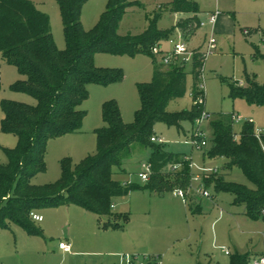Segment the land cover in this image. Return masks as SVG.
<instances>
[{"label": "rangeland", "instance_id": "obj_1", "mask_svg": "<svg viewBox=\"0 0 264 264\" xmlns=\"http://www.w3.org/2000/svg\"><path fill=\"white\" fill-rule=\"evenodd\" d=\"M37 9L50 19L51 31L59 50L66 47L61 14L56 0H31ZM109 0H89L83 8L81 22L86 31H90L99 22L105 12ZM173 0H128L132 5L128 8L120 23V34L141 35L150 23L160 16L158 28L162 31L171 29L172 37L179 35L185 39L192 50L207 51L210 28H200L194 35L183 33L177 26L194 17L193 14L179 15L170 13L167 6ZM196 3L202 12L201 20L206 21L207 15L218 12L214 27V38L217 49L204 59L202 72L205 93L194 97L192 86L196 73L189 66L187 93L185 97L172 102L169 112H181L192 108L193 104L203 106L210 115L201 129L211 139L210 122L213 115H234V132L238 136L245 123H252L254 128L264 134V107L250 105L244 98H232L230 84L240 86L243 82L248 87V77L264 85V61L255 57L256 50L264 53L260 31H264V0H189ZM140 4V6L135 5ZM99 68L120 69L124 73L121 83L107 87L90 85L89 98L81 110L87 113L79 133L56 137L49 141L46 154L47 171L38 175L33 183L37 185L54 184L62 175L61 162L69 158L74 164L81 163L86 157L97 151L95 130L105 126L102 118V105L114 100L117 102L123 121L130 124L141 107L138 85L150 84L156 69L166 70L168 66L154 60L150 55L138 54L131 56H112L97 54L94 58ZM0 70L2 89L0 104L10 100L28 105H35L33 98L15 93L11 85L21 79L18 70L1 60ZM4 115L0 108V162L6 163L3 149H14L17 139L13 135L1 131ZM196 123H183L179 130L175 126L157 124L153 129V138L161 140L167 152L188 158L192 164L190 183L185 188L187 208L183 200L172 191L158 194L142 182L139 174L148 165L151 151L142 144L134 143L121 156L122 166L115 168L114 180L124 186H134L130 194L117 198L113 205L117 206L114 215L100 218L98 227L84 228L80 220L72 217V209L66 207L51 208L40 213L44 221L35 223L43 236L28 235L19 227L0 230V264H125L127 255L139 260H159L161 264H230L235 254H249L252 261L264 255V221H253L244 214L243 207L232 205L234 196L229 192H216L211 183L205 184V190L211 198L204 199L195 193L192 175L200 174L202 169L214 171L220 175L228 165L226 159H210L204 156V150L192 148L185 142L191 139ZM175 162L174 164H177ZM175 173L163 172L167 178ZM228 182L254 188L247 177L238 169H233L226 177ZM193 186L198 185L193 182ZM201 204V213L193 215L189 210L190 200ZM117 212V213H115ZM127 214V221L120 215ZM119 222L120 229L104 230L101 223ZM72 225V237L76 248L74 256L64 255L59 250V243L66 241L69 225ZM84 228V229H82ZM225 250L229 255L225 254ZM72 253V252H71Z\"/></svg>", "mask_w": 264, "mask_h": 264}, {"label": "trees", "instance_id": "obj_2", "mask_svg": "<svg viewBox=\"0 0 264 264\" xmlns=\"http://www.w3.org/2000/svg\"><path fill=\"white\" fill-rule=\"evenodd\" d=\"M89 0H56L63 24L66 47L59 50L51 31L49 17L39 11L31 0H0V57L18 70L21 79L10 90L33 98L35 105L3 100L4 115L1 131L17 139L14 149H3L7 162H0V230L19 227L28 235L43 236L32 214L51 208L75 206L99 219L114 215V200L123 198L135 189L113 179L115 168H120L123 152L134 143L150 149L151 176L148 188L158 194L175 191L180 184L190 183L189 163L178 155L167 152L161 144L151 141L153 129L163 123L179 130L183 123L192 127L205 112L203 106L193 104L189 110L169 112V105L187 93L189 73L185 67L171 65L166 70L156 69L150 84L138 85L141 107L134 121L126 124L116 101L102 105L105 126L95 130L97 151L81 163L69 158L61 162L62 175L54 184L37 185L34 179L46 173L47 146L51 139L79 133L87 113L81 110L89 98V86L107 87L121 83L124 73L120 69L99 68L97 54L112 56L150 55L160 42L172 37L170 30L158 28L160 16L150 23L141 35L120 34V23L128 8V0H109L99 22L90 31L82 25L84 5ZM140 6V4H135ZM167 9L173 14H193L188 22L177 26L183 33L194 35L199 30L200 13L196 3L173 0ZM264 44V31H260ZM255 57L264 61V53L256 50ZM204 61L196 58L192 73H196L192 86L193 96L202 97L198 73ZM246 88L230 84L231 97L244 98L250 105L264 107V85L248 77ZM2 89L0 70V91ZM210 122L211 139L204 150L210 159H226L228 165L220 175L211 174L204 180L216 192H229L234 196L232 205L243 207L244 214L253 221H264V134L256 136L253 124L245 123L240 135L234 132V115L217 114ZM178 162L182 170L167 178L165 168ZM233 169L240 170L253 185L228 182ZM193 215L201 213V204L194 199L188 205ZM127 214L120 218L127 221ZM119 222L101 223V228L120 229ZM230 264H250L249 254H235Z\"/></svg>", "mask_w": 264, "mask_h": 264}, {"label": "built area", "instance_id": "obj_3", "mask_svg": "<svg viewBox=\"0 0 264 264\" xmlns=\"http://www.w3.org/2000/svg\"><path fill=\"white\" fill-rule=\"evenodd\" d=\"M218 12L208 15L206 21H200L199 22V29L200 28H207L210 27L211 33L207 41V51L206 53H202L197 50L190 49L188 42L182 38L181 35L175 38H170L169 40L160 42L152 49V54L156 59H159V62H161L163 65L171 66L176 65L179 67H193L194 61L196 58H200L204 61L206 60V57L213 54L214 51L217 49V42L214 38V27L217 21ZM164 45H167L169 48L165 49ZM264 50V46H263ZM203 68L200 70L202 72ZM199 90L204 92L205 91V81L203 76L200 77L199 81ZM205 93V92H204ZM201 103H204V101L201 99ZM210 115L206 112L202 115L200 119L196 121V129L192 133L191 139L186 141V144H189L192 146V148H196L198 150H205L209 145V139L207 135L203 132L201 129L202 124L208 120ZM256 136L260 137L262 133L258 130H256ZM151 141L153 143H161V140L157 138H152ZM185 162L189 163L190 169H192V164L190 163L189 159L186 157L184 158ZM182 167V164H170L168 165L166 169H168V172L175 173L179 168ZM143 168L145 169L144 172L140 173L138 176L142 182L147 183L151 176V167L150 165H144ZM165 170L163 172H165ZM211 169L204 168L202 169L200 174L192 175V185L191 187L195 191L196 194L201 196L204 199L211 198V194L208 190H205V182L204 180L208 175H211L213 173ZM193 182L196 183L198 186L194 187ZM174 195L181 198L185 203H187L186 194L182 190H175L173 191ZM32 219L35 222H42L43 217L39 214H32ZM59 249L62 250L65 254H70L72 252L71 245L62 242L59 244ZM225 254L229 255V252L225 250ZM123 261L125 264H161L159 260H154V262H151L150 260H139L138 258H133L129 255L125 256L123 258ZM251 264H264V255L254 259Z\"/></svg>", "mask_w": 264, "mask_h": 264}, {"label": "crops", "instance_id": "obj_4", "mask_svg": "<svg viewBox=\"0 0 264 264\" xmlns=\"http://www.w3.org/2000/svg\"><path fill=\"white\" fill-rule=\"evenodd\" d=\"M216 13V12H215ZM179 15H184V14H181V13H179V14H175V17H176V22H177V19L179 18V17H181V16H179ZM185 15H187V14H185ZM189 15V14H188ZM219 15V14H218ZM201 16H202V12L200 11V13L197 15V17H198V19H199V21H201ZM208 16V15H207ZM210 28V27H209ZM211 29L212 28H210V33H211ZM189 43V42H188ZM164 48L165 49H168L169 47L167 46V45H164ZM240 86H242V87H244L245 86V84H243V82H240ZM258 130V129H257ZM258 131H260L262 134H263V132L261 131V130H258ZM120 182V181H119ZM184 202V201H183ZM184 204L186 205V208H187V203H185L184 202ZM66 208H69V209H72V211H74V212H72V217H76V218H78V220H80V223H81V226L82 227H84V228H88V229H92V228H94V227H98L99 228V225H100V223H99V221H100V219L97 217V216H95V215H93V214H91V213H89V212H87V211H85V210H83V209H81V208H79V207H75V206H68V207H66ZM113 209H114V211L117 209V206L116 205H113ZM41 213V212H40ZM40 213H38L39 215H40ZM115 213H117V212H115ZM42 216V215H41ZM43 221H44V219H43ZM42 221V222H43ZM36 223V222H35ZM37 223H41V222H37ZM69 233L67 234V237H66V241H64L65 243H67V244H69V245H71V247H72V250H74V248H76V242L74 241V239H73V235H72V225L70 224L69 225ZM84 228H82V229H84ZM60 243H62V242H60ZM59 243V244H60ZM60 250V249H59ZM64 255H71L72 254V256H74L76 253H74L73 251H72V253H70V254H65L62 250H60Z\"/></svg>", "mask_w": 264, "mask_h": 264}]
</instances>
